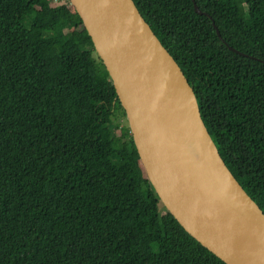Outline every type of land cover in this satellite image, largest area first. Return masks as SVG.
Wrapping results in <instances>:
<instances>
[{"label": "trees", "instance_id": "16d2710c", "mask_svg": "<svg viewBox=\"0 0 264 264\" xmlns=\"http://www.w3.org/2000/svg\"><path fill=\"white\" fill-rule=\"evenodd\" d=\"M133 2L264 212V0ZM120 107L69 0H0V264H227L163 206Z\"/></svg>", "mask_w": 264, "mask_h": 264}, {"label": "water", "instance_id": "95a60500", "mask_svg": "<svg viewBox=\"0 0 264 264\" xmlns=\"http://www.w3.org/2000/svg\"><path fill=\"white\" fill-rule=\"evenodd\" d=\"M69 2L112 82L163 206L227 264H264V212L227 167L193 88L133 0Z\"/></svg>", "mask_w": 264, "mask_h": 264}, {"label": "rangeland", "instance_id": "374dc122", "mask_svg": "<svg viewBox=\"0 0 264 264\" xmlns=\"http://www.w3.org/2000/svg\"><path fill=\"white\" fill-rule=\"evenodd\" d=\"M114 127L116 128L117 132L128 128V123L121 107L115 112Z\"/></svg>", "mask_w": 264, "mask_h": 264}]
</instances>
